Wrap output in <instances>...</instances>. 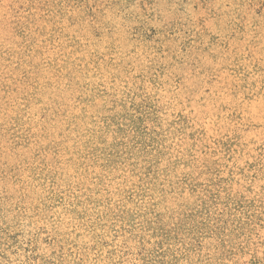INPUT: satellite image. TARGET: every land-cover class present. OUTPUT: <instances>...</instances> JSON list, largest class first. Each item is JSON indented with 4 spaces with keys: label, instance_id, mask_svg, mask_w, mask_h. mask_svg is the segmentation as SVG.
Returning <instances> with one entry per match:
<instances>
[{
    "label": "rangeland",
    "instance_id": "374dc122",
    "mask_svg": "<svg viewBox=\"0 0 264 264\" xmlns=\"http://www.w3.org/2000/svg\"><path fill=\"white\" fill-rule=\"evenodd\" d=\"M0 264H264V0H0Z\"/></svg>",
    "mask_w": 264,
    "mask_h": 264
}]
</instances>
